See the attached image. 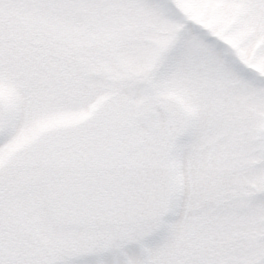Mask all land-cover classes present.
<instances>
[{
  "label": "snow or ice",
  "instance_id": "6c2138e0",
  "mask_svg": "<svg viewBox=\"0 0 264 264\" xmlns=\"http://www.w3.org/2000/svg\"><path fill=\"white\" fill-rule=\"evenodd\" d=\"M181 2L0 0V264H264V0Z\"/></svg>",
  "mask_w": 264,
  "mask_h": 264
},
{
  "label": "rangeland",
  "instance_id": "374dc122",
  "mask_svg": "<svg viewBox=\"0 0 264 264\" xmlns=\"http://www.w3.org/2000/svg\"><path fill=\"white\" fill-rule=\"evenodd\" d=\"M178 7L184 13L186 17L192 19L194 21H200L210 24L211 26H215L216 18L213 17L209 19L206 15L205 10L198 7L193 0H182L181 3L178 4ZM199 41L198 34L196 33H184L180 34L179 42L177 44V55L183 54L185 51L195 46ZM163 233L157 234L152 238V243H157L162 238Z\"/></svg>",
  "mask_w": 264,
  "mask_h": 264
}]
</instances>
